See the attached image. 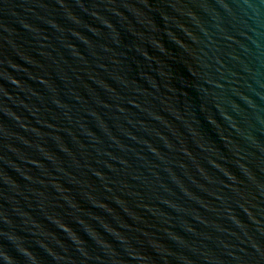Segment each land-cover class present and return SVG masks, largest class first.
<instances>
[{"label":"water","instance_id":"obj_1","mask_svg":"<svg viewBox=\"0 0 264 264\" xmlns=\"http://www.w3.org/2000/svg\"><path fill=\"white\" fill-rule=\"evenodd\" d=\"M0 264H264V0H0Z\"/></svg>","mask_w":264,"mask_h":264}]
</instances>
